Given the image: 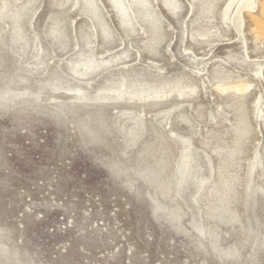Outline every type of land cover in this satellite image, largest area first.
<instances>
[{
	"label": "rangeland",
	"instance_id": "374dc122",
	"mask_svg": "<svg viewBox=\"0 0 264 264\" xmlns=\"http://www.w3.org/2000/svg\"><path fill=\"white\" fill-rule=\"evenodd\" d=\"M7 1L14 10L24 0ZM57 1L36 0L28 10L24 17L27 46L12 42L8 25L0 24V94L25 91L24 98H31L40 91L39 107L20 101L0 106V243L6 245L0 248V264L8 256L27 264H264V127L257 114V108L264 109V105L254 103L256 98H264V69L258 77L253 74L254 64L264 62V39L254 38L248 18L244 16V47L235 39L234 30L219 20L227 0H217L211 25L194 21L190 0H180L182 7L175 16L165 10L161 0H149L162 23V38L152 55L145 50L148 34L143 33L148 29L136 19L133 8L135 30L126 36L108 1L95 0L114 37L107 45L96 22L79 11V3L73 6L74 0H61L62 6L57 7ZM57 19L64 33L61 45L49 37ZM212 25L215 34L203 41L198 34L203 26ZM34 35L37 42L31 39ZM36 45L39 58H33ZM122 51L126 57L120 56L96 74L82 78L69 71L72 62L91 55L96 61H109ZM215 72L224 81H251L253 87L243 98L218 93ZM55 76L87 95L120 77L138 84L177 81L195 90L189 93L185 89L188 94L181 97L174 93L172 106L164 103L153 110L133 106L131 113L142 118L145 135L122 155L120 109L73 104L72 93L49 87L47 81L58 83ZM52 98L56 100L52 102ZM240 99L248 133L241 139L235 168L228 171L237 175L231 206L238 219L220 222L214 216L206 218L209 196L219 190L211 184L204 187L195 206L205 231L215 237L212 246L190 225L192 185L178 199L184 214L176 226L165 214L173 206L172 192L161 202L165 212L156 218L147 197L153 189L137 182L136 191H130L125 186L128 177L118 174L117 168L136 166V152L150 142L152 132L171 143L168 136L172 132L189 140L199 178L211 174L207 160L217 174L232 144L239 118L235 103ZM131 116L124 121L125 127L132 124ZM87 118L91 131L99 130L98 119L105 120L108 142L102 133L97 141L87 137L80 126ZM211 134L218 138L211 139ZM206 142L208 146L203 145ZM179 152V145L172 143L169 172ZM253 157L257 160L255 197L247 208L245 174ZM213 180L217 182L216 177Z\"/></svg>",
	"mask_w": 264,
	"mask_h": 264
},
{
	"label": "bare ground",
	"instance_id": "6f19581e",
	"mask_svg": "<svg viewBox=\"0 0 264 264\" xmlns=\"http://www.w3.org/2000/svg\"><path fill=\"white\" fill-rule=\"evenodd\" d=\"M36 0H24L21 5L15 7L14 10H10V5L7 0H1L0 3V24H6L11 31L10 39L14 43H19L22 46H27L29 38L25 34V15L28 10L33 6ZM109 7H111L118 19L119 27L121 28L124 35H130L134 30V24L132 21V16L130 14L132 8L135 11L136 19L147 27L148 31L143 34L147 35V44L145 50L152 54L154 53L155 46L161 40V21L159 16L154 12L153 7L149 0H107ZM190 10L193 12L194 21L199 22V25L203 23L211 25V19L214 18L213 13L215 11L217 0H190ZM195 2V3H194ZM62 1L58 0L55 5L57 7L62 6ZM80 4L79 11L85 15L88 20L96 22L98 26V31L101 40L104 44H110L113 40V34L105 23L102 12L95 0H74L73 6ZM162 6L165 10L172 16H175L180 11L182 5L180 0H161ZM188 10V12L190 11ZM188 12L186 15H188ZM219 20L226 27H231L235 32V39L242 41L245 47L246 42L244 39V16L249 20L251 32L255 39H264V0H227L222 5L219 13ZM185 20V19H184ZM184 23V21H183ZM182 23V24H183ZM182 35L180 40L183 41L185 37V26L183 27ZM215 27L212 25L210 27L203 26V30L198 34L203 41H208L214 34L213 31ZM49 37L52 41L61 45L64 40V33L61 27L59 19H57L54 25L51 27L49 32ZM193 38V37H192ZM33 42H37L38 36L34 35L31 38ZM88 39V36L86 37ZM37 47V48H36ZM188 49H185L187 51ZM40 48L35 46V54L33 58H39ZM120 56L126 57V52L122 51L118 56L110 57L109 61L96 59L91 55L84 59L83 61H75L69 64V71L76 76L88 77L92 74H96L102 68H104L109 63H115L120 60ZM233 58L228 56V59ZM264 69V62H256L254 64L253 74L255 77L261 75ZM215 70V69H214ZM216 82L214 84V89L216 92L224 94L230 93L233 95H238V97H244L251 88L253 83L251 81H244L237 79L236 81H224L218 78L217 72H215ZM60 87L52 84L51 81H47L49 87L53 90L64 89L65 91L72 93L71 102L73 104H78L80 106H102L103 105H114L120 109L119 119L121 120L119 124V133L123 139L122 155L125 149L129 147H135L137 142L140 141L145 135L144 124L140 115H132L131 111L133 106L140 105L142 110L148 109L153 110L158 105L161 104H171V97L175 93L177 96L181 97L184 94H188L184 90H189L192 93L195 90L194 86H184L176 82H169L162 80L158 84H138L135 81H130L126 83V79L120 77L117 80L110 81L108 85L102 89H97L92 95H87L78 87H67L64 85L66 82L61 81L57 76L54 78ZM23 96V97H21ZM26 97L25 91L21 94H9V91L2 92L0 94V106H11L20 101V103L30 105L32 107H39L38 99L40 98V91L33 93L32 97ZM22 99V100H19ZM56 100L52 98V102ZM167 100V101H165ZM256 106L259 104L264 105V98L258 97L254 101ZM62 105V103H58ZM236 110L239 112V118L237 120L236 127L234 129L233 140L231 147L228 152H225V160L222 161L221 166L216 173H213V168L210 160H207L208 166L211 170V174L207 178H199L196 171V162L191 149V144L189 140L185 137L178 136L170 132L169 136L172 143L179 145V156L172 172H169V168L172 165L171 159L169 157L168 151L172 145L171 141H164L162 136L156 132H152V139L150 142L142 144L136 152L137 164L135 167L129 170L125 167L120 166L117 171L121 176L128 177L126 179L125 186L128 187L130 191H136L137 182L141 185L150 186L153 192L148 193L147 197L151 203L152 213L154 217H158L160 214L164 213L165 207L162 205V201L166 200L169 193L172 192L174 198L170 201L172 203V209H168L165 213L169 222L174 225L177 224L178 220L184 214L182 213V207L177 204L178 199L184 194L186 187L193 186V193L189 198L190 206L193 208V217H191L190 225L197 232L200 239H206L210 245H215V237L212 233L205 231L202 222L197 218L199 211L195 209L198 203L199 197L203 193V189L206 185L211 184L212 189L216 187L219 190L213 191L211 193V199L209 200L211 205L208 207V217H216L218 221H223L225 219L236 221L238 219L237 214L233 211L231 206V197L233 193V186L237 180V175L228 174V171L234 167L236 156L240 151L241 139L247 135V125L245 118L242 114V99L235 103ZM169 109L165 113H168ZM258 117L261 119V123L264 127V109L257 108ZM132 115V116H131ZM133 121L128 127H125L124 121L130 119ZM121 117V118H120ZM100 120V121H99ZM184 121V119H181ZM82 122V121H81ZM90 119L83 120L80 125L87 135V137L93 141H97L100 133H102V138L108 142L107 126H105L104 119H98L100 123L99 130H90ZM80 127V128H81ZM99 131V132H98ZM99 133V134H98ZM211 139H217L218 135H209ZM212 143V142H211ZM203 145L208 146V142L203 143ZM219 150V149H217ZM215 150V151H217ZM166 151V152H165ZM220 154V153H217ZM257 160L253 157L252 161L246 167L245 174V202L247 208L253 203L255 197L254 190V173L256 169ZM235 168V167H234ZM128 173V174H127ZM217 178V182L214 179ZM157 196L158 198L154 197ZM214 213V215H213ZM177 226V225H176ZM251 235V233H250ZM252 247H255L252 243ZM0 248H6V245L0 243ZM232 257V256H231ZM234 256L232 257V259ZM4 264H27L22 262L15 257H5Z\"/></svg>",
	"mask_w": 264,
	"mask_h": 264
}]
</instances>
